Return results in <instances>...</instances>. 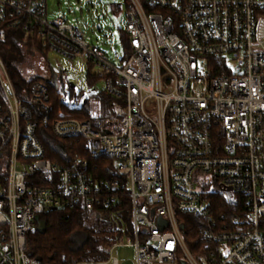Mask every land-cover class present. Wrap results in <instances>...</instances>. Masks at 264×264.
<instances>
[{
  "label": "built area",
  "instance_id": "obj_1",
  "mask_svg": "<svg viewBox=\"0 0 264 264\" xmlns=\"http://www.w3.org/2000/svg\"><path fill=\"white\" fill-rule=\"evenodd\" d=\"M125 12L131 50L114 64L74 22L48 19L46 0H0V24L79 60L119 103L116 116L86 118L87 79L77 91L55 75L59 105L77 114L54 111L41 82L18 96L0 57V264H41L26 253L36 216L114 213L126 200L130 223L107 259L78 264H123L125 247L134 264H264V0H128ZM37 124L87 141L86 158H47ZM181 215L193 217L196 254Z\"/></svg>",
  "mask_w": 264,
  "mask_h": 264
},
{
  "label": "trees",
  "instance_id": "obj_2",
  "mask_svg": "<svg viewBox=\"0 0 264 264\" xmlns=\"http://www.w3.org/2000/svg\"><path fill=\"white\" fill-rule=\"evenodd\" d=\"M125 10L128 0H124ZM123 54L127 57L130 54L131 43L125 31L120 30ZM48 52L47 45L36 37V34L25 33L20 26H13L12 23L0 24V57L11 78L16 94L20 97L27 95L31 82L41 79L29 80L24 74L22 65L27 61L28 55L39 54L43 60ZM87 82L93 88L100 79L91 74L88 69ZM42 83V82H41ZM49 91L51 104L54 111L62 110L65 113L77 114L76 109L65 105H59L57 93L51 86H46ZM96 100V112L92 113L81 109V115L91 119L96 115L100 120L108 119L115 114L116 103L114 98L108 96L104 91H99L94 96ZM36 136L44 147L46 157L51 160H60L61 154L57 146H61L67 155L79 154V157L86 158L83 152L88 143L83 139H56L52 136L49 128L37 124ZM51 137V141H49ZM92 164L111 165V159L99 158ZM97 176H100L96 174ZM113 176V175H112ZM111 177V175H110ZM223 195L216 196L218 203H223ZM109 212H87L83 209L74 211H49L40 215V219L46 223L44 234L37 232L36 227L28 234L26 242V253L32 258L40 260L41 264H78L89 262H100L107 259L108 249L116 241L120 234V225L130 223L128 201H125L121 211L111 213L114 221L110 222L107 214ZM178 219H184L185 235L184 242L189 250L196 254L195 245L200 241L199 234L195 228L188 223L193 217L181 215ZM264 224V219L262 221ZM261 224V225H262Z\"/></svg>",
  "mask_w": 264,
  "mask_h": 264
},
{
  "label": "rangeland",
  "instance_id": "obj_3",
  "mask_svg": "<svg viewBox=\"0 0 264 264\" xmlns=\"http://www.w3.org/2000/svg\"><path fill=\"white\" fill-rule=\"evenodd\" d=\"M46 12L48 19L62 16L74 22L88 44L105 52L114 64L118 63L123 51L120 30L125 31L126 26L124 0H46ZM27 58L26 63L22 65L23 74L29 80L41 79L42 84L51 86L65 101L68 96H64L65 89L58 85L55 75H61L64 82L75 85L77 91H80L86 82L87 68L79 60L70 62L49 51L43 60L39 54L28 55ZM93 89L94 95L103 91V82L94 85ZM107 217L110 222L114 221V215L111 213H108ZM118 254L123 264H134L133 248H119Z\"/></svg>",
  "mask_w": 264,
  "mask_h": 264
},
{
  "label": "water",
  "instance_id": "obj_4",
  "mask_svg": "<svg viewBox=\"0 0 264 264\" xmlns=\"http://www.w3.org/2000/svg\"><path fill=\"white\" fill-rule=\"evenodd\" d=\"M57 149L60 151V153L64 154V149L61 146H57ZM230 191V189H229ZM45 214V213H44ZM36 221V230L40 234H44L46 230V223L44 220L40 219L39 216L35 217Z\"/></svg>",
  "mask_w": 264,
  "mask_h": 264
}]
</instances>
